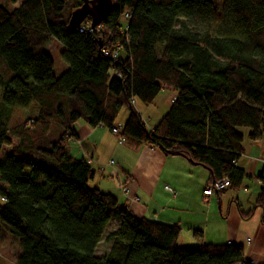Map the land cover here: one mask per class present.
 <instances>
[{
	"label": "trees",
	"instance_id": "obj_1",
	"mask_svg": "<svg viewBox=\"0 0 264 264\" xmlns=\"http://www.w3.org/2000/svg\"><path fill=\"white\" fill-rule=\"evenodd\" d=\"M84 1L0 6V226L17 243L15 264H250L240 246H179L178 226L138 219L89 188L94 170L68 146L77 123L110 132L124 108L127 148L179 156L211 184L227 178L217 194L237 191L243 142L264 133V0H224L220 12L209 0H112L99 31L68 32ZM51 39L65 49L58 78L44 51ZM117 47L115 58L104 55ZM162 90L174 97L148 128L134 103L152 106ZM31 104L35 115L7 126V108ZM256 181L253 207L239 216L259 209L264 226V169ZM102 241L109 249L98 257Z\"/></svg>",
	"mask_w": 264,
	"mask_h": 264
},
{
	"label": "crops",
	"instance_id": "obj_2",
	"mask_svg": "<svg viewBox=\"0 0 264 264\" xmlns=\"http://www.w3.org/2000/svg\"><path fill=\"white\" fill-rule=\"evenodd\" d=\"M173 97L174 94L163 98L165 103L168 102L167 110ZM163 113L160 119L166 112ZM139 115L141 117V113ZM160 119L147 127L154 128ZM122 124L119 123V126ZM105 130L90 128L79 122L75 126L77 138L68 146L73 157L84 159L94 170L91 181L94 188L113 195L138 219L145 218L182 228L177 240L179 246H187V242L193 241L196 245L205 244L212 237L223 244L242 247L245 262L264 264V226L259 221L260 210L255 209L247 220L239 216V211L248 212L252 209L258 193L256 176L264 169V133L259 141L243 142V154L237 166L244 170V180H248L247 185L243 184L244 180L241 185L244 186V194H237L234 199L222 203V194L214 193L208 198L203 196V191L211 184L206 169L192 165L179 156L166 157L155 149L142 147L132 150L124 144L117 146L115 142L112 145ZM112 137L115 138L114 135ZM117 147L123 148L118 150ZM164 187L170 188L174 196L167 193ZM249 188L253 189V194H250ZM214 196L218 203L217 213L212 210ZM201 203L205 208L195 214L194 205L201 206ZM210 228L212 232L216 228L220 229L218 239L209 232ZM184 230L192 231V238L187 236L191 232Z\"/></svg>",
	"mask_w": 264,
	"mask_h": 264
},
{
	"label": "rangeland",
	"instance_id": "obj_3",
	"mask_svg": "<svg viewBox=\"0 0 264 264\" xmlns=\"http://www.w3.org/2000/svg\"><path fill=\"white\" fill-rule=\"evenodd\" d=\"M21 1L22 0H18L16 2V4L12 5L9 1L0 0V6L5 7L6 9H11L12 7L18 6ZM209 1L217 9V11H219V12L222 11L223 5H224V0H209ZM44 51L52 59V62H53L52 74H53V76L55 78L60 77L67 69V64H66L65 60H63V55H64V51H65L64 47L55 39H51L47 43V45L45 46ZM172 94L173 93L171 91L163 90L156 97L154 104L152 106H148V107L143 106L142 104H139L137 101H135L134 108L139 113H141V117L143 118V121L146 123V125H153L158 119H160L159 116L162 115L163 112L165 113L167 110L168 102L165 103L163 101V98L165 96L170 97V96H172ZM6 111L8 112V119H9V122H7V126L11 128V127L17 125L18 123L25 121L30 116L35 115L37 112V107L35 104H31L29 107L24 108V109L7 108ZM127 116H128V110L124 109V108L121 109V111L119 112V114L115 120L114 128H116L120 131L124 122L127 119ZM148 117H151V118H148ZM119 123H123V124L121 126H119ZM240 131L243 134L247 132L246 130H243V131L240 130ZM105 132H106L105 134L107 136H109V141H111L112 145L114 144V142H115V144H117V146L120 145L118 143V141H117L118 139L116 137L113 138L112 137L113 135L111 136V134L107 130H105ZM117 148H118V150H122L123 147H117ZM105 153H106V157H107V151ZM101 154H103V153H101ZM239 165L242 166L241 163H239ZM243 184L247 185L248 180L247 179L244 180ZM88 186H89V188H94V184H91V181L89 182ZM243 187L244 186L240 187L237 191L228 190L224 194H222L220 196L222 203H225V202L230 201L231 199H234V196H236L237 194H238V196H242L244 194L243 193L244 192ZM249 192H250V194L254 193L252 188H249ZM250 196H253V195H250ZM213 203H214V205H212V210H215V212L217 213L218 203H217L215 196L213 197ZM201 206H198L197 204L194 205L193 212L195 214H198L199 210H202L205 208L202 203H201ZM181 229L182 228H180V231L182 232ZM213 230H215V228ZM219 231H220L219 228H216L215 232H212L211 228L209 229V232H212V234L213 233L215 234L216 239H218L217 233ZM183 232H189V233L191 232L187 236H189V238H192V231H190V230L185 231L184 230ZM200 232H202V231H200ZM208 240L209 241L206 243L210 244V245H225V244H223L224 242H218L217 240H214L212 237L208 238ZM187 243H188V244H186L187 246H191V245L194 246L197 244L195 241L187 242ZM108 249H109V244L102 241L99 244V246L97 248V252H95V255L99 257V255L105 254ZM18 253H19V249H18V246H17L15 239L2 226H0V264H15Z\"/></svg>",
	"mask_w": 264,
	"mask_h": 264
},
{
	"label": "water",
	"instance_id": "obj_4",
	"mask_svg": "<svg viewBox=\"0 0 264 264\" xmlns=\"http://www.w3.org/2000/svg\"><path fill=\"white\" fill-rule=\"evenodd\" d=\"M112 0H92L84 3L74 10L67 23V31L74 32L86 19L90 20V27L94 28L100 25L112 12ZM99 49L101 45L98 44Z\"/></svg>",
	"mask_w": 264,
	"mask_h": 264
},
{
	"label": "built area",
	"instance_id": "obj_5",
	"mask_svg": "<svg viewBox=\"0 0 264 264\" xmlns=\"http://www.w3.org/2000/svg\"><path fill=\"white\" fill-rule=\"evenodd\" d=\"M125 17H127V15H125ZM100 29V25L94 27V28H91L90 26H87V27H81L79 28V32H87L89 34H92L95 30L96 31H99ZM119 47H117L116 49L112 50L113 52H108L107 50H104V55L105 56H111L112 58H115L117 56V52L119 51ZM133 100L131 101V104H133ZM98 128H102L101 125L98 126ZM110 133L112 135H114L115 137H117V141L119 144H124V138L121 137L119 135V130L116 129V128H113ZM110 165H112V162H110ZM229 187V180L227 178H221V179H218L216 181H214L208 188H206L204 191H203V196L204 198H208L210 197L211 195H213L214 193H219L223 190H226L227 188ZM164 190L167 192V193H170L174 196V193L173 191L168 188V187H164ZM250 263V262H249ZM250 264H253V263H250Z\"/></svg>",
	"mask_w": 264,
	"mask_h": 264
},
{
	"label": "bare ground",
	"instance_id": "obj_6",
	"mask_svg": "<svg viewBox=\"0 0 264 264\" xmlns=\"http://www.w3.org/2000/svg\"><path fill=\"white\" fill-rule=\"evenodd\" d=\"M87 20V19H86ZM85 20V21H86ZM83 24V22L81 23V25ZM81 25L79 26V28H81ZM101 25V24H100ZM87 26H90V22L88 23V25ZM87 26H84V27H87ZM79 28H77L78 29V32H79Z\"/></svg>",
	"mask_w": 264,
	"mask_h": 264
}]
</instances>
